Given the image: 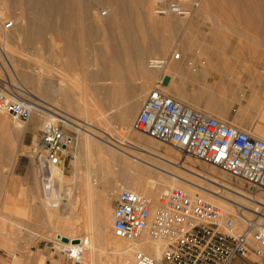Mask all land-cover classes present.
Here are the masks:
<instances>
[{
    "label": "bare ground",
    "instance_id": "6f19581e",
    "mask_svg": "<svg viewBox=\"0 0 264 264\" xmlns=\"http://www.w3.org/2000/svg\"><path fill=\"white\" fill-rule=\"evenodd\" d=\"M90 1L98 4L109 5L108 8L110 9L106 18L107 38H105L103 31L102 35L100 34L99 28H101V26L96 24L95 25L98 26V29L95 28L96 31L91 33V39L84 36L82 21L84 22L83 17L87 15V10L85 6L83 7L81 5L80 0H0V6L4 10V15L0 19V33L2 35V40L0 39L2 41L0 42V72L2 74H15L16 69L14 64L16 65V51L14 52L6 45V42H8L7 39H10L13 33L28 32L30 34L34 33L35 36L36 34L47 33L48 37L46 41L44 39L41 44H44L46 47V52L49 58L54 59L55 61H58L59 58L63 57L65 59L61 65V69L58 68L61 66H57V64L55 68L54 66L52 67L51 70L55 72V74L60 70H64L72 75L75 66L77 67V65H79L78 63L81 65V71H83V69L85 70L87 67L98 66L100 70L98 69V71L89 73H92V76L89 75L88 77V74L85 71L84 73L82 72L83 75L80 72L81 76H83L80 81L81 83H84V88L87 81L92 82V80L96 77H107L114 81L113 86L104 89L107 97V103L121 102L122 104L121 108H119V110L114 114H110V112H101L103 114H101V116L99 115V109V111L97 109H88L89 100L87 98L88 94H86V88L80 97L73 103H71V100L68 98L70 96L62 92L61 88H58L59 91H57V89V93L53 94L54 98L52 99V104L48 106L45 105L46 102L33 100L38 98V94L31 93V91L27 89L20 90L16 88L19 96H23L22 98L32 104V115L35 114L36 116H39L42 118L44 123L56 122L58 119L62 120L67 127L72 130H76L79 134H82V136L78 137L76 149H79V152L81 153H79L78 156L81 157L82 162H84V165L82 166H85V172L81 177V183L85 188L84 192H86V202L83 212L79 213L77 210L79 205L77 206L76 203H72L70 201V198H67L70 190L63 186L65 183V176L63 173H61V171H55L53 173V177L57 181V187L53 192H50L49 197L46 195L41 182L40 188L38 187L39 185L36 186L35 189L33 188L34 191L32 194L33 196L37 195V203L47 217V223L45 222L46 224L44 225V229L46 232L50 231L53 233L52 238L50 237L51 239L48 238L47 235L42 237V235H39L41 233H38L39 238H45L44 240L47 239L48 241L50 240L51 242H54L53 239L55 236L59 235L68 240L67 244L72 241H84L85 249L81 264H134L135 255L137 253H145L157 258L161 251L160 244L152 242L146 237L137 242H122V240L117 239L112 234L111 228L109 227L112 223V217H110L112 215H110L109 204L114 198L115 191L117 190L136 192L152 198L155 203L158 204V199L166 196L170 190L180 188L190 194L199 195L228 214H232L234 212L233 209L235 206L241 207L247 219H250L248 211H259V215L257 216L258 220L264 225V203L260 197H251L239 189H234L229 185L220 184V182L217 184L215 181L209 180L208 177V179H205L203 184H200L201 182L196 183L197 181L194 182L192 179L190 180L183 176L180 177L169 174L159 167L148 163L142 156H139L146 155L155 157L164 164L176 166V163L174 162L175 160L170 157L168 152V154H159L156 152V149H151V147L147 144H143L140 140L141 138L136 140L131 136L132 134L139 133L128 131L130 128L129 124L132 119L134 120L135 115H137L143 94L147 91V88L150 87L152 79L156 78L157 81L160 78L158 77L160 74L161 76L165 74L167 77L170 76V63L175 56L176 47L172 48L173 51L171 50L170 53L168 50L166 51V47L164 46L165 44L158 43V40L157 42L156 40H151L148 43L144 41L145 27L151 29L154 26V19L149 18L147 14L148 0ZM128 4L134 8L133 11L130 12L128 10ZM29 7H31V10L28 9ZM23 8L28 9L30 13L25 14L22 12V14L18 16L16 11L18 12V10H20L19 12H21V10H24ZM205 11L206 10L199 8L195 13H197V17H201L205 14ZM167 17L170 16H165V19ZM174 17L178 18L176 16ZM182 27L186 26L184 25ZM20 37L21 36L19 34V38ZM25 38L27 42H32L33 36L29 35L25 36ZM109 39H112L113 41L112 46H107L105 44V41ZM95 40L101 41L104 44L102 48L99 49L93 47L94 45H92L93 48L90 50L89 54L93 58L91 61L89 60V62H86L87 57L84 58L86 52L84 53L83 51L85 48H83V50H75L76 46L81 47L83 43H86L87 41L90 43V41ZM14 47L16 48V46ZM167 53H169V55H166ZM147 55L150 56L148 59H146ZM165 55L166 57H164ZM145 59L148 68L145 66ZM150 61H157L163 64L160 67L153 69L148 65ZM122 63H124L123 68L121 67ZM42 68L38 67L39 73ZM48 69L50 70V68ZM49 70H47V72H50ZM43 72H41V74ZM124 74H127L126 76L129 78L133 77L135 79L136 77L138 80L140 78H145L148 83L145 81V83L143 82L140 85L131 86L128 82L123 80ZM168 83L170 84L165 86V88L161 87V90L166 95L173 97V94L169 92L172 87V81ZM26 85L28 86V84ZM154 85L152 87H154ZM94 89L95 88L93 87V90ZM19 91L22 93H19ZM46 95L48 94L46 93ZM113 95L123 97L124 99H113V101L111 100L112 97L114 98ZM177 99L180 100L179 98ZM255 102L258 104L256 100ZM259 102L261 103V100ZM251 106H253L252 103ZM263 108L264 105L261 108L262 113L264 112ZM255 110H257V108ZM261 115L264 117V114ZM263 117L259 118L261 119ZM2 119L3 114L0 112V120ZM13 121L20 123L15 120ZM107 123L112 125L117 124L119 131L114 132L108 127ZM33 125L30 126L31 129L34 128ZM25 130V128L15 125L11 129V133L16 136H23L26 133ZM263 132L264 128H261L260 125L257 124L253 127L250 134H253L257 138H263ZM32 137L33 140L31 142L35 139L34 134L31 135V139ZM94 141L97 143L99 142L100 144H97ZM111 141H115L117 144H113ZM34 145L35 142L32 143L31 146L20 148V152L31 156L28 152H31ZM65 152L69 155L68 149ZM78 156L77 159L80 160ZM92 156H96L95 159H98V161H95L98 162L96 165L91 163ZM15 157L16 155L10 152L6 155L5 162L7 161L6 165L9 168L13 165ZM76 164H78V160ZM99 178L104 182V185L101 187L100 194L98 193V195H93L90 181L98 180ZM119 180L122 182L121 186L117 185V181ZM110 181H112L113 184H110ZM212 184L219 186L221 189L211 186ZM119 187L121 189H119ZM39 195L42 196V199ZM93 196H95L97 200L95 205L92 204ZM59 199L66 202L65 205L61 206V208L57 207L58 204H60ZM74 199L76 200L77 198L74 197ZM79 215H84L85 219H87V221L85 220V227H83V222L85 221L78 223L75 220V218H78ZM80 223H82V225H80ZM47 249L49 248L47 247ZM10 250L13 251L14 249L11 248ZM26 257L28 258L29 256Z\"/></svg>",
    "mask_w": 264,
    "mask_h": 264
},
{
    "label": "rangeland",
    "instance_id": "374dc122",
    "mask_svg": "<svg viewBox=\"0 0 264 264\" xmlns=\"http://www.w3.org/2000/svg\"><path fill=\"white\" fill-rule=\"evenodd\" d=\"M200 2V9L206 10L205 14L201 17H197V13H194L193 16L188 19H181L180 17H178V19L174 16H170L165 19V17H156L151 13V0H148L147 14L149 18L154 19V26L151 29L145 27L144 41L148 43L151 40H156V42L158 40V43L165 44L164 46L166 47V51L168 50V52L170 53L172 48L175 47L177 48V51L179 53L183 49L181 47L185 48L184 51L187 50L189 52L193 50V53H195V50H198L200 57H203L206 60L208 71L207 73H205V75L201 74V77H199L198 74H190L184 76L182 78L184 85L187 86L188 84V86L191 85L199 88L193 90H187L186 88L180 89V95L188 103H191L192 100L194 102L200 101L201 104L206 105L205 108H212L213 111L212 114H210L212 117L220 120L222 119L223 121H226L234 126L237 125L241 130L252 132L253 127L257 123L255 110H251L241 118L239 116V110L245 106V101L251 94V87H253L254 90H258L259 94L260 92H264V0H200ZM80 3L83 7L85 6L87 10V15L83 17L84 22L82 21L84 36L88 39H91V33L96 31L95 28L98 27L96 25H100V34L102 35L103 31V34H105V38H107L108 34L106 27V18L110 9L108 8L109 5L98 4L90 0H80ZM30 8L31 7H29L28 9L31 10ZM23 9L24 10H21V12H19L20 10H18L19 13L16 11L18 16L21 15L22 12H24L25 14L30 13L28 9ZM133 9L134 8L128 4V10L131 12L133 11ZM184 25L186 27H182ZM19 34L21 36L20 38ZM29 35L33 36L32 42H27L25 38V36ZM1 36L2 35L0 33V37ZM36 36L34 33L30 34L28 32H15L10 39H7L8 42H6V45L9 46L14 52L16 51V65L14 64L16 70L14 75L11 73L2 74L0 72V87H4L8 91H14L15 88H18L20 90L27 89L31 91V93L38 94V98L33 100H41L43 102H46V106L52 104V99L54 98L53 94L59 91L58 88H61L62 92L70 96L68 98L69 100H71V103L75 102L86 88V94H88L87 98L89 100L88 109H99V115H101V112H110V114H114L119 110V108H121V102H112L110 104L107 103V97L104 89L113 86V80L107 77H96L92 80L93 83L87 81L88 83L86 82L85 88L84 83H81L80 79H82L83 77L81 76V73H84L85 71L88 74V77L89 75L92 76L91 74L93 72L98 71V69L100 70L98 66L87 67L85 70L83 69V71H81V65L80 63H78L79 65H77V67L75 66L72 75L64 70H60L55 74V72L51 70L52 67L54 66L55 68L56 64L57 66H61L65 59L63 57L59 58L58 61H55L54 59L49 58L46 52V47L44 46V44H41L44 39L46 41L48 37L47 33L36 34ZM0 39L2 40V37ZM1 40L0 42H2ZM106 41L105 44L107 46H112V39ZM197 42L200 43L197 44ZM201 42L204 43V45ZM103 44L104 43L98 40L90 41V43H88L87 41L86 43H83L81 47L79 46L80 48L76 46L75 50H83V48H85L83 50L84 53L86 52L84 58L87 57L86 62H89V60L91 61L93 58L89 54L90 50L93 47H96L97 49L102 48ZM92 45L94 46L92 47ZM14 46H16V48ZM166 55H169V53H167ZM166 55L164 57H166ZM146 57V59H148V57L150 56L147 55ZM146 59L145 66L148 68V66L146 65ZM175 62L176 61L173 60L171 65H173ZM123 65L124 63L121 64L122 68ZM38 67H43L41 69V72H43L44 69V72L42 74L41 72H38ZM48 68H50V70ZM58 68L61 69L62 66ZM47 70H49L50 72H47ZM45 72H47L48 74ZM90 72L92 73L89 74ZM126 75L127 74H124L123 80L128 82L131 86L140 85L143 82L145 83V81L146 83H148L145 78H140L138 80L135 77V80L133 77L129 78ZM158 77H161V74ZM175 80H177V82L175 81L176 83H174V85H183L182 83H180L179 78H176ZM155 81L156 78H153L150 87H148L147 91H145V93L143 94V98L140 104H142L144 98L148 94L151 87L154 85ZM26 84H28V86ZM184 85L182 87H184ZM93 87L95 88L94 90ZM19 93L22 92L19 91ZM46 93L48 95H46ZM119 98L124 99L123 97L114 96V98L112 97L111 100H116ZM211 105H215L217 107H212ZM140 107L141 105L139 106V109ZM196 107L198 106L196 105ZM219 110H221L222 112H219ZM2 114L3 119L0 120V249L2 252L0 255V264H31L25 262V259L31 260L33 254H36L41 258L42 261H40L39 264H44L47 260H51L54 263L51 258V252L46 248L45 245L47 242L51 241H48L47 239L44 240L45 238H39V235H42V237L47 235L48 238H52L53 233H51L50 231H45L44 225L47 223L46 214L37 203V195L33 196L32 194L34 191L33 188L38 185V187L40 188L42 184L40 185L38 173L35 169L31 156H25V154H22V152H20V148L31 146L32 143L37 140V134H35V139L33 142H31L33 140V137L31 139L32 132L35 131L31 130L30 126L35 123L33 126L37 128V130H41L44 122L42 118L36 116L35 114H33L30 120L25 124L14 122L9 115H6L4 113ZM132 121L129 125H131ZM107 124L108 127L114 132L119 131L117 124H113L115 127L112 124ZM15 125L25 128L26 133L23 136H16L15 134L13 135L11 133V129ZM7 130H9L10 132ZM70 131H72V129ZM72 133L73 136L76 137V139L69 149L72 160L69 159L71 161H68L69 166L67 168V175H65V183L63 184V186L67 187L70 190V197L67 195V198H70V201L72 203H76L77 206L79 205L77 207V210L79 211V213H81L83 212L86 202V192H84L85 188L81 183V177L85 172V166H82L84 165V162H82L81 157L78 156L80 152L79 149L76 148L78 144V137L82 136V134H79L76 130H73ZM131 136L136 140H138V138H141L140 140L143 142V144H147L149 147H151V149H156V152H158L159 154L169 153L170 157L175 160L174 162L176 163V166L164 164L155 157L139 155L142 156L143 159H145L148 163L159 167L165 172L180 177L183 176L190 180L192 179V181L194 182L197 181L196 183L201 182L200 184H203L205 179L209 178V180L215 181L217 184H219L220 182V184L229 185L234 189H239L240 191L248 194L251 197H260L264 203L263 193L253 190L241 180L231 177L230 175L220 171L216 167L207 165L190 156L181 154L171 146L163 145L152 138H148V136L146 135L144 136V134H132ZM111 142L113 144H117L115 143V141ZM97 144L100 143L98 142ZM9 152L16 155L13 165H9L10 168L6 165L7 161L5 162V157ZM75 156H78V158H80L79 160L76 157V159L78 160V164H76L77 160L74 159ZM95 158L96 156H92L91 158V163L93 165H96V163H98L95 162L96 160L98 161V159ZM30 169L32 170V172ZM68 176H71L72 179L68 178ZM77 181L81 184H79ZM101 181L102 180H100V178L98 180L90 181L91 191L93 192V195H98V193H101V187L104 185V182ZM110 184H113V182L110 181ZM117 185L121 186L122 182L120 180L117 181ZM211 186L221 189L219 186H216L214 184H212ZM119 189L121 188L119 187ZM118 192L119 190L115 191L114 198L109 204L110 215H112L113 203ZM57 193L60 194L59 192ZM39 197L41 198L42 196L39 195ZM74 197L77 199L75 200ZM96 201L97 200L95 196H93L92 204L95 205L97 203ZM59 202L60 204H58L57 207L60 208L66 203L64 202V200H60ZM79 202H81L82 204ZM248 212L250 213V211ZM78 218H75L78 223L85 220L87 221L84 215H79ZM86 221L83 222V227L86 226L84 225ZM80 225H82V223H80ZM109 227L111 228V225ZM38 233L41 234L38 235ZM11 248L14 250L11 251ZM26 254H28V258H24ZM61 258L62 257L60 256L56 257L55 259L57 260V262H55V264H70L67 262L63 263ZM233 264L254 263L253 260L245 259L239 262H233Z\"/></svg>",
    "mask_w": 264,
    "mask_h": 264
},
{
    "label": "built area",
    "instance_id": "2783aa9c",
    "mask_svg": "<svg viewBox=\"0 0 264 264\" xmlns=\"http://www.w3.org/2000/svg\"><path fill=\"white\" fill-rule=\"evenodd\" d=\"M200 6V0H151V13L190 18ZM3 15L0 6V19ZM162 64L150 61L148 65L154 69ZM163 78L149 90L128 131L171 146L264 194V134L257 138L166 95L161 90ZM16 90L0 87V112L25 124L32 116V104ZM70 130L59 119L44 123L28 152L48 197L57 187L53 173H64L69 157L65 151L76 139ZM233 211L228 214L180 188L170 190L158 204L150 197L121 190L113 203L111 232L124 242L146 237L161 245L157 258L137 253L134 264H232L235 259L264 264V225L258 220L259 212L250 211L247 219L241 207ZM62 238L56 235L54 242L47 243L52 260L60 256L63 263L81 264L85 242L67 244ZM46 264L55 262L47 260Z\"/></svg>",
    "mask_w": 264,
    "mask_h": 264
},
{
    "label": "crops",
    "instance_id": "0c3cea01",
    "mask_svg": "<svg viewBox=\"0 0 264 264\" xmlns=\"http://www.w3.org/2000/svg\"><path fill=\"white\" fill-rule=\"evenodd\" d=\"M200 42H197V44H199ZM202 43V42H201ZM203 45H204V43H202ZM181 48H183L181 51H180V53L177 51V48H176V53H175V55L176 54H178V57L177 58H173L172 59V62H173V60H175L176 62L173 64V65H171V63H170V68H169V74H170V76H168V78L170 79V81H172V87L170 88V90H169V92L171 93V94H173V97L172 96H170V97H172V98H174V99H176V100H178L177 98H179L180 99V102H182V103H185V104H187L188 106H190L192 109H195V110H201V111H203V112H205L207 115H210V114H212V108H205L206 107V105H203V104H201V102L199 101V102H194L193 100H192V102L191 103H188L181 95H180V89H190V90H193V89H196V88H199V87H194V86H191V85H189L188 86V84H187V86L186 85H184V82H183V80H182V78L184 77V76H186V75H190V74H198L199 75V77H201V74H204L205 75V73H207V71H208V69H207V65H206V60L203 58V57H200V54H199V51L198 50H195V53H193V50H191V51H187V50H185L184 51V47H181ZM198 48V47H197ZM200 51H203V50H200ZM206 55V54H205ZM207 59V58H206ZM163 76H167L166 74L165 75H163ZM176 78H179L180 80V83H182L183 85H184V87H182V86H176V85H174V83H176L177 82V80H175ZM172 79V80H171ZM261 79H262V77H261ZM169 81V82H170ZM176 81V82H175ZM168 84H170V83H167V85ZM166 85V86H167ZM251 87V86H250ZM164 88H165V86H164ZM250 91H251V94H250V96L248 97V99L245 101L246 102V104H245V106L243 107V108H241L240 110H239V116H240V118L241 117H243V115H245V114H247V113H249L251 110H255L256 108H257V110H259L258 112H259V114H258V112H256L257 110H255V112H256V116H257V123H256V125L257 124H259L260 125V127L261 128H264V117L261 115V114H264V112L262 113V111H261V108L263 107V105H264V101H263V97H264V92H260V94H259V92H258V90H254V88L253 87H251L250 88ZM176 97V98H175ZM183 100V101H182ZM255 100L257 101V103L258 104H256V102H255ZM261 100V103L259 102V101ZM179 101V100H178ZM255 102V103H254ZM193 103V104H192ZM251 103H252V105L254 106H251ZM194 104H196L198 107H196V105H194ZM212 107H217V106H215V105H211ZM210 106V107H211ZM258 106V107H257ZM261 106V107H260ZM203 108H205V109H203ZM255 108V109H254ZM264 109V108H263ZM261 111V112H260ZM264 111V110H263ZM219 112H222L221 110H219ZM261 115V116H260ZM259 117H263V118H259ZM235 126H237V125H235ZM238 127V126H237ZM239 128V127H238ZM31 130H34L35 132H32V135L34 134V136H35V134H37L36 135V139H38L39 137H40V130H37V128H32ZM69 151V150H68ZM75 157H77V156H75ZM72 156L70 155V153H69V157H68V159H67V161H66V166H65V169H64V173H63V175L65 176V175H67V168H68V166H69V164H68V161H71L72 159ZM69 159H71V160H69ZM75 160H76V158H74ZM75 162V161H74ZM31 170V169H30ZM31 172H32V170H31ZM72 172H73V170H72ZM72 172H71V174H72ZM66 177V176H65ZM68 178H71V176H68ZM72 179V178H71ZM36 187V186H35ZM35 187H34V189H35ZM33 189V190H34ZM46 248H47V243H46ZM26 256L27 255H25V257L24 258H26ZM32 259L31 260H26L25 259V262H27V263H31V264H39L40 263V261H42L41 260V258L39 257V256H37L36 254H33L32 255V257H31ZM239 262V261H241L240 259H235L233 262ZM54 262H57V260H55ZM44 264H46V261H45V263ZM233 264V263H232Z\"/></svg>",
    "mask_w": 264,
    "mask_h": 264
},
{
    "label": "water",
    "instance_id": "95a60500",
    "mask_svg": "<svg viewBox=\"0 0 264 264\" xmlns=\"http://www.w3.org/2000/svg\"><path fill=\"white\" fill-rule=\"evenodd\" d=\"M168 82H169V78L167 76H164L163 82H162L163 86H166ZM61 241L63 243H67L68 242V240L66 238H62ZM72 243L75 244V243H77V241H72Z\"/></svg>",
    "mask_w": 264,
    "mask_h": 264
}]
</instances>
